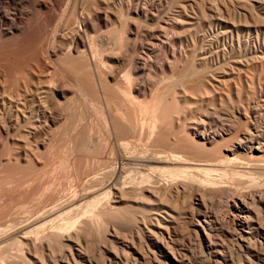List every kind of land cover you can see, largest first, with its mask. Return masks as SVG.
<instances>
[{"label":"bare ground","instance_id":"6f19581e","mask_svg":"<svg viewBox=\"0 0 264 264\" xmlns=\"http://www.w3.org/2000/svg\"><path fill=\"white\" fill-rule=\"evenodd\" d=\"M151 1H117L116 10L121 12L117 16L109 8L105 10L106 3L113 0L104 2L105 9L73 0L72 12L55 27L46 52L42 47L34 51L32 42L33 59L29 51V59L18 57L12 66L9 63V70L37 77L39 83H44L41 80L46 78L41 79L40 74L49 73L51 62L74 65L76 78L71 86L52 80L43 94L52 93L58 100L69 94L71 99L83 97L100 113L102 123L97 129L89 126L81 141L71 147L88 152L96 165L85 170L87 176L79 179L78 190L63 202L58 197L31 211L21 226L16 221L19 225L13 227V237L11 227L9 237L4 236L5 230L0 235V242H9L12 250L15 244L24 245L20 262L8 250L15 264H264V84L258 82L255 90L253 75H249L251 69L263 70L264 50L260 59L240 54L213 62V26L223 29V37L233 36L239 31L235 21L232 24L218 17L220 8L207 1L177 0L172 17L154 25L156 3ZM36 4L41 19L47 22L51 1L37 0ZM143 17L150 18L154 26L145 22L148 27L143 28L138 22ZM101 28L107 32L95 35ZM109 31H118L119 42L112 40ZM40 38V43L47 42L45 35ZM158 74L160 79L153 78ZM39 91L36 93H42ZM257 94L263 102L259 106H255ZM45 98L50 108V100ZM9 103L12 109L16 107V119L26 112L13 98ZM132 209L141 214L143 224L129 230L128 236L120 231L118 222L129 221ZM107 214L115 219H106ZM91 219L104 221L100 235L96 232L101 236H96L98 249L88 231ZM220 237L230 243L223 245ZM55 248L63 252L62 257L55 255L59 252ZM5 261L1 262L9 264Z\"/></svg>","mask_w":264,"mask_h":264},{"label":"rangeland","instance_id":"374dc122","mask_svg":"<svg viewBox=\"0 0 264 264\" xmlns=\"http://www.w3.org/2000/svg\"><path fill=\"white\" fill-rule=\"evenodd\" d=\"M36 1L37 0H0V18H1L0 19L1 20L0 21V77H1L0 81H2V82H0V115H1L0 116V119H1V121H0V129H1V133H0V235H2V234L4 235V233H5L6 235H4V236H6V237L10 236L11 231H12L11 237L14 236L13 233L18 228L16 226H18L19 224H20L19 226H21L22 220H25L26 218H28L31 215V211L34 212V211L38 210L39 208H41L47 204H50L51 203L50 200L52 202H54L55 198H58V197H59L58 201L63 202V200H67L71 196L72 193L76 192L75 191L76 189L78 190L79 179L87 176V174H85V173L89 172V170H91L92 167H96V165L94 164L93 159H91L92 161H90L89 156L86 155V154H89L88 152L82 151V153L81 152L79 153V152L74 151V149H72L71 147L73 144H75V142L81 141V138L83 137V135H85L87 133V131L89 130V128L91 126H93V125H94V127L97 126L96 129L98 128V126L102 127L101 126L102 123L100 122L101 121L100 120V113L98 114L95 112V110L93 111L92 109H94V108L91 107L90 102L88 100L85 102L86 99H84L83 97L78 98L77 99L78 101H77L75 98L74 99L69 98L71 96V94H69V97H66L65 99H61V100L59 99L58 100L55 96H52L53 95L52 93L51 94H49V93L43 94L46 91H42V90H48V88L51 87L50 81H52V80L57 85H63L64 84L67 86H71L72 82L76 78L75 77L76 74H75V72H73V71H75L73 68L74 65H73V67H71V66H69V64H64L60 61L59 62L56 61L54 63L51 62L50 63L51 67H49V69H50L49 73L46 72L47 76L44 75L45 72L42 73L43 76L40 74L41 79L42 78L47 79V80L46 79L41 80L44 83H41V82L39 83L38 78L36 77V79H35L32 77V75H31L32 78H30L28 76H25L22 74H17L16 72H12L11 70H9V68H11V66H12V63H13L12 61L16 60L18 57H19V59L22 58L21 60H23V58L29 59V57L31 56L30 57V59H31L33 54H34V51H36V49L42 50V48H43L42 51L46 52V50H45V49H47L46 46H49V44H52L50 38H52V33H53L55 27H57V25L62 20V18H66L73 10V3H72L73 0H65V1L64 0L63 1L62 0H50L52 3V6H51L52 11L49 12V15L47 14L48 21L46 22V21H43V19H41V16L39 13V8L36 4ZM84 1L86 3V5H85L86 7L95 5V3H96L105 9L106 5H104V4L108 0L107 1L106 0H103V1L102 0H84ZM114 1L115 0H113V3L110 2V4H109V2L106 3L108 7L105 10H108V8H109L110 9L109 11H111V12L114 11L113 13L117 15V13L120 12V11H118L119 9L116 10V8L119 7L117 5V4H119V3H117V1L119 2L120 0H116L115 2ZM148 1H150V0H147V1L142 0V3L148 2ZM152 1H154L156 3L155 6L152 8V11H153V13L156 12V14H157L156 19L157 20L156 19L154 20V22H155V24H154V22L150 18L147 19L148 21L146 20L145 17L141 18L140 20H142V21L138 20V22L139 23L142 22V25H144L143 28H146V26L148 27V25L153 27L154 25H157V24H160V25L164 24L165 21H167L169 19L168 17H172L170 15H173L172 13L174 12V10H177V7L175 6L177 0H175V2H174V0H161L162 2L160 0H152ZM159 1L161 3H159ZM203 1H205V2L207 1L206 3H208V4H213V6L217 7L218 9L220 8L219 9L220 12L217 10V16L223 17L227 22L232 23V24H234L236 22L235 25L237 24L236 26L239 27V31H237L238 33L234 32L233 36L229 35L228 37H226L224 35V37H223V34L220 35V32L222 33L223 29L219 28V26L218 27L213 26V62L218 60V58H222V59H229V58L232 59L233 58L234 59L236 56H238L240 54L243 56V58L245 57L246 59H249V57H251L252 59H253V57H254V59L255 58L260 59V56H261L260 53L262 50H264V0H238V1L237 0H215V1L214 0H212V1L211 0H203ZM64 2H67V3L64 4ZM133 2L135 4V1H133ZM151 2H149V3H151ZM114 4H115V6L113 7ZM109 5H110V7H109ZM54 9H55V12H54ZM65 9H66V11H64ZM156 9H158V10H156ZM221 11H222V13H221ZM3 13H5V14H3ZM22 13H23V15H22ZM119 14L121 16V12L118 13V15ZM117 16L115 17V22L118 21ZM160 16H162V17H160ZM164 17H165V19H164ZM231 17H233V18H231ZM161 19L164 21H162ZM34 20H35V22H34ZM159 20H160V22H159ZM240 20L243 22H241ZM233 21H235V22L233 23ZM3 22H5V23H3ZM238 23H240V24H238ZM2 29H3V31H2ZM10 29L12 32H9ZM47 29L50 31L48 32ZM104 31L107 32V29L101 28L96 32L95 35L99 36V34L101 32H104ZM109 32H110V36H112L114 38L112 40L114 42H115V40H117L119 42L120 38H119L118 31H112L115 33V34L113 33L114 35L112 34L111 31H109ZM40 33L46 36L47 42H44V43L39 42L40 41L39 38L43 36V35H39ZM116 35H117V37H116ZM238 36H239V38H238ZM47 38H48V40H47ZM35 39L37 40L38 43H36ZM218 39H219V41H218ZM231 39H233V40H231ZM238 39L242 40V42H243V43L241 42V47H239V42H237ZM113 41H110L108 44L110 46H112ZM117 41H116V43H117ZM232 41H233V44H232ZM32 42L34 43L35 46H33ZM30 43H32L31 45L35 49L30 45ZM28 44L31 47L30 46L28 47ZM40 44H41V46H40ZM56 44H60V43L57 42ZM66 45H64V46H66ZM231 45H233V46L231 47ZM26 47H28V49L31 48V50L34 49V51L31 52V50L30 49L28 50ZM67 47H65V48H67ZM255 48H256V50H255ZM26 50H28V51H26ZM29 51L31 53L30 56L28 55V54H30ZM240 52H242V53H240ZM25 53H27V54H25ZM223 53H225V55ZM9 57L10 58L12 57L13 59L12 58L9 59ZM14 57H16V58H14ZM162 57L163 56L161 55V58ZM224 57H226V58H224ZM32 62H34V61H32ZM9 63L11 66H9ZM32 64L33 63H31V65ZM65 65H66V67H65ZM32 66H34L33 69L36 72L37 71L39 72L38 67H36L35 65H32ZM251 70L254 73L255 72L256 73L252 74ZM251 70H250L249 75H253L252 80L256 84L255 90L258 91V87H256V86H258V82L264 84L263 83V81H264L263 80L264 79V74H263L264 68L262 70V68L258 67V68H254ZM261 70L263 71V73ZM260 71H261V73H260ZM260 74L262 77H260ZM153 76H154L153 78H155L156 80L160 79L159 74L153 75ZM23 79H25V80H23ZM48 79H49V81H48ZM261 80H263V81H261ZM46 81H48V82H46ZM36 82H38L40 84V86ZM48 85H50V86H48ZM41 86H43V88ZM31 87H32V89H31ZM45 87H47V88H45ZM24 89H26V90H24ZM30 89H31V91H30ZM233 89H234L233 92L235 93V88L233 87ZM16 90H18V91H16ZM36 90L37 91L40 90L42 92L40 94L41 95L43 94V95L40 97V94L38 92L36 93ZM25 91L26 92L30 91L29 93H31V95L26 93ZM234 93H233V95H234ZM16 94L17 95L19 94V95L17 96ZM47 94L51 95V96L49 97ZM21 95H24V96H21ZM25 95H28V99H26L27 97L25 98ZM32 95H34V97H33L34 99L31 97ZM44 95L46 97H48V100H50V102H49L50 108H47L48 103L45 102V100L47 101V99L46 98L44 99V97H45ZM255 96L254 97L257 100L259 98L258 94ZM51 97L55 100L57 99L58 101L57 100L56 101L59 103L56 104V102H54L55 100L51 101V100H53V99H51ZM12 98H13V101L15 102V104H16V102L21 103L22 104V107H21L22 110L26 111V112H22L23 114L20 113V115H19L20 119L19 118L16 119V117H17L16 116L17 115L16 114L17 113L16 107L13 106V109H12V107H10V105H9L10 104L9 101ZM70 99L72 101L75 100L73 102L74 103L76 102V104L74 105V103ZM41 100L42 101L44 100V102H42ZM64 100H65V102H64ZM69 100L71 101V103ZM256 100H255V104H256L255 106H259L258 105L259 103H263L261 100L259 101V99L257 101ZM40 102L43 103V106H42V103L40 104ZM37 103H39V104H37ZM51 103H54L56 105H52V107H51V105H50ZM39 106H41L43 108L46 106L45 107L46 109L44 108L46 113L44 112L43 108H39ZM53 107L54 108L56 107L58 109V112L60 115H58V114H56V112H54L55 110L53 109ZM51 108H52V110H51ZM48 109H50V111ZM24 113L25 114L28 113L30 115L32 114L31 115L32 118L30 115H28V116L24 115ZM43 114H45V115H43ZM33 117L35 118L34 122L32 120ZM38 118H40V120ZM29 119H31V120H29ZM93 119H94V121H93ZM97 119H99V122ZM80 120H82V121H80ZM96 120L98 123H95ZM84 123L86 125H83L84 126L83 127L82 124H84ZM97 124H99V125H97ZM73 128L74 129L77 128L76 130H77L79 135L77 134V132H75L76 130H74ZM83 130H85L86 132ZM79 131L82 132V134ZM29 146L31 148H29ZM25 149H26V152H28L27 154H29V156H26L24 154V153H26ZM74 153H76V154H74ZM86 157L88 158L87 160H86ZM132 174H133V172H132ZM60 199H61V201H60ZM128 211H130V209H128ZM133 211H134V209H132L130 214H129V215H131L129 218V221L126 220L127 222H125V221H119L118 222V225H119V223L122 225V226L119 225V226H121L120 231L124 234L127 233L128 236L130 235L129 232L131 231V229L134 228L133 230H135L137 226L143 224V222H142L143 220H141L142 218L140 217L141 214L139 212H136V210L134 212ZM136 213H139V214L137 215ZM109 215H114V217L115 216L118 217L117 218L118 220L120 219L118 214H116V213H111ZM109 215L107 214V216H105V218L110 219L112 216L109 218ZM135 217H137V220H141V222L137 221L135 219ZM115 218H113V219H115ZM132 219H133V222L130 221ZM16 221L17 222L20 221V223L18 222L19 223L18 224ZM91 221H92V219L87 224L89 227L88 231L90 230L89 233L92 232L90 234L91 243L93 244L94 247L96 244L95 248H97V247L99 248V243H97V242H98V239H101L100 238L101 236L98 238L97 235L98 234L100 235L99 231H101L103 229L100 226V224L103 225L104 221H102V223H100L101 220L99 222V220H97V219H95V220L93 219V221L92 222ZM95 221H97V222H95ZM13 224L15 226H13ZM134 225H136V226H134ZM13 227H15L16 229H13ZM100 228H102V229H100ZM126 228L127 229L129 228V229L127 230ZM8 229H9L10 234L8 232ZM4 230H5V232H4ZM123 231H125V232H123ZM96 232L97 233L99 232V233L97 234ZM96 236L98 239H96ZM222 238L220 237L219 241H223V243H224L223 245L226 246V245H228V243H230V240L228 238H226V237H222ZM129 239H130V237H129ZM99 242H100V240H99ZM4 243H6V242H3V244H2V242H0V246L2 245L0 247V259L3 258V260H6V261L8 260L7 262L9 264H12V263L15 264L16 261L20 262V254L23 253L22 250L24 249V245L22 244L23 246L22 245L19 246L18 244H15L13 247V250H12L11 249L12 247H9L10 246L9 242L6 243L7 245ZM5 246L8 247V249ZM20 248H23V249L21 250ZM56 249H58V250H56ZM8 250L10 251L11 255H13L12 257L8 256V255H10ZM55 250H56L55 252L59 251L58 253H55V255L58 258H60L59 256H61V257L63 256V254H62L63 252L61 250H59V248H55ZM12 251H14V252H12ZM15 252L17 253V255H15ZM5 254L8 257H6ZM60 254H62V255H60ZM187 254H189V253H187ZM23 255L24 254H21V256H23ZM186 256L190 257L188 255H186ZM4 257L7 259H5ZM10 257L15 259L16 261L14 262V260L10 259ZM31 257H32L31 255L30 256L27 255L28 259H30ZM18 258H19V260H18ZM237 258H238V256H237ZM31 259L37 260L34 258H31ZM3 260H0V264L4 263V262H1ZM198 260H200V259H198ZM11 261H13V262H11ZM21 263H22V261H21ZM35 264H36V261H35ZM192 264H194V263H192ZM195 264H197V263H195Z\"/></svg>","mask_w":264,"mask_h":264}]
</instances>
